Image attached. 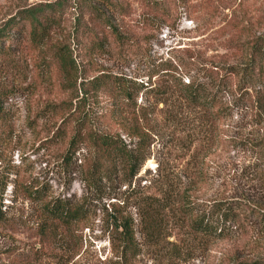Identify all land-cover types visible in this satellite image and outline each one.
<instances>
[{"label": "rangeland", "instance_id": "374dc122", "mask_svg": "<svg viewBox=\"0 0 264 264\" xmlns=\"http://www.w3.org/2000/svg\"><path fill=\"white\" fill-rule=\"evenodd\" d=\"M52 2L64 6V19L43 45L33 48L26 32H11L9 54L0 57V83L9 91L0 95L6 112L0 118V187L6 186L0 264L30 263L43 241L40 204L29 197L35 191L79 201L83 221L59 229L62 238L50 246L66 264H111L112 205L133 220L140 250L134 264L264 262V227L254 215L264 212V62L260 70L251 64L250 74L244 69L248 41L264 37V0H0V24L19 8ZM231 70L222 93L229 112L221 123L183 100V85L209 84L210 75ZM100 74L147 89L128 103L102 93L83 97L81 90ZM70 108L71 123L64 122ZM137 119L147 149L131 184L123 183L120 168L85 182L90 151L83 145L67 154L74 123L114 132ZM182 189L198 214L212 216L219 201L239 214L226 224L227 239L190 229L179 204ZM147 202L158 206L152 233L143 217Z\"/></svg>", "mask_w": 264, "mask_h": 264}, {"label": "trees", "instance_id": "16d2710c", "mask_svg": "<svg viewBox=\"0 0 264 264\" xmlns=\"http://www.w3.org/2000/svg\"><path fill=\"white\" fill-rule=\"evenodd\" d=\"M90 13L94 15L95 9ZM65 8L58 2L52 3H37L24 6L17 9L6 21L0 24V57H5L10 51L11 32L27 34L28 42L33 48H38L49 38L51 33L63 23ZM107 26V20L103 18ZM104 24V23H103ZM109 25V24H108ZM111 26H107L111 36L119 39L118 35L112 31ZM7 47L5 48V45ZM248 47V64L244 69L251 72L250 65L256 64L258 70L262 69L264 62V37L252 38L247 43ZM59 63L60 71H63L64 61L61 59ZM249 66V67H248ZM58 67V66H57ZM234 72L227 71L221 74L210 75L209 84H198L193 81L188 82L182 87V97L186 103L194 107L204 110L207 116H210L214 122L221 123L229 112L227 104L223 103L222 93L224 87L228 84ZM213 77V78H212ZM147 86L142 83H137L122 77L100 74L87 82L86 90H81L83 97L86 98L87 93H102L104 96L122 100L123 102H132L137 95L146 91ZM8 88L0 83V95H7ZM162 93V92H161ZM63 105H58V107ZM116 109L117 106L111 107ZM63 112H67V108H63ZM69 115L71 108L68 109ZM75 113V111H74ZM111 114V112H110ZM116 114H111L113 121ZM6 112L2 109L0 103V118L4 119ZM72 117V116H71ZM141 121L145 122L142 118ZM74 128L69 136L67 143V154L74 156L76 152L85 145L91 153L90 159L84 161L82 166L84 181H93L95 177L109 178L118 168L121 172V180L128 186L139 172L145 158L147 144V135L145 134V125L142 122L135 120L134 125L128 128L122 126L116 131L107 132H92L86 128L85 121L77 120L74 123ZM67 128V127H66ZM124 135L127 139L134 142L126 144L123 140ZM262 151L264 150V141L260 144ZM201 177H198L200 179ZM6 186L0 187V221L4 219L2 211V199ZM179 194V204L181 211L188 218L190 229L196 234L204 237L224 240L227 239L229 231L226 224L232 225L239 220V214L233 211L223 201L216 202L213 214L204 213L198 214L193 204L188 197L187 189H182ZM40 204L41 214L44 219L43 241L39 244V249L35 250L33 259L28 264H66L62 253H54L50 248L52 240L57 242L62 238L59 234V229H70L77 227L83 221V212L79 205V201L71 202L64 198H48L45 194L33 192L31 196ZM144 222L147 225L149 232L155 231V221L153 213L157 210L156 202L146 203ZM115 207H117L115 209ZM119 206H113L109 215V228L111 234V252L113 260L111 264H134L139 256L140 250L136 243L134 223L132 218L120 211ZM254 215L258 218L259 223L264 227V212H255ZM59 237V238H58ZM75 245H77L75 243ZM73 246V255L77 253V248ZM253 264H264L258 262Z\"/></svg>", "mask_w": 264, "mask_h": 264}]
</instances>
